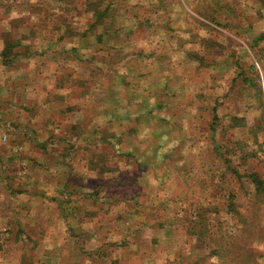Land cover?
Here are the masks:
<instances>
[{
    "label": "rangeland",
    "instance_id": "rangeland-1",
    "mask_svg": "<svg viewBox=\"0 0 264 264\" xmlns=\"http://www.w3.org/2000/svg\"><path fill=\"white\" fill-rule=\"evenodd\" d=\"M0 264H264V0H0Z\"/></svg>",
    "mask_w": 264,
    "mask_h": 264
},
{
    "label": "trees",
    "instance_id": "trees-1",
    "mask_svg": "<svg viewBox=\"0 0 264 264\" xmlns=\"http://www.w3.org/2000/svg\"><path fill=\"white\" fill-rule=\"evenodd\" d=\"M96 12H97L98 14H100V15L102 14V11H100V10H97ZM97 21H102V20H97ZM94 25H96V24H94ZM102 25H103L102 23H97V26H98V27H102ZM101 29H102V28H101ZM97 35H98L99 37H102V33H98ZM10 55H11V54L9 53V54L5 55V57H6V58H9ZM257 177H258V176H257ZM235 239H238V238H235Z\"/></svg>",
    "mask_w": 264,
    "mask_h": 264
}]
</instances>
